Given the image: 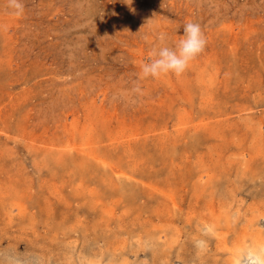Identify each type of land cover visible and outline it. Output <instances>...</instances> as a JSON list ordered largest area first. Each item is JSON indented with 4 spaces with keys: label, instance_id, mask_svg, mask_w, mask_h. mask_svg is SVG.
<instances>
[{
    "label": "rangeland",
    "instance_id": "rangeland-1",
    "mask_svg": "<svg viewBox=\"0 0 264 264\" xmlns=\"http://www.w3.org/2000/svg\"><path fill=\"white\" fill-rule=\"evenodd\" d=\"M22 2L0 0V253L230 264L264 233V0ZM189 21L203 53L140 79Z\"/></svg>",
    "mask_w": 264,
    "mask_h": 264
},
{
    "label": "clouds",
    "instance_id": "clouds-1",
    "mask_svg": "<svg viewBox=\"0 0 264 264\" xmlns=\"http://www.w3.org/2000/svg\"><path fill=\"white\" fill-rule=\"evenodd\" d=\"M8 4L17 15L23 12L22 0H8ZM206 45L207 38L201 25L196 22H186L183 25V35L174 41L167 33L160 32L156 35V42L151 47L147 61L140 65L139 78L159 79L168 74L179 77L203 53ZM136 91H140L138 85ZM205 245L204 239L194 242L199 251H203ZM8 260L10 264V258ZM0 264H4V261H0ZM16 264H19L18 260ZM230 264H264V240L237 244L230 253Z\"/></svg>",
    "mask_w": 264,
    "mask_h": 264
},
{
    "label": "bare ground",
    "instance_id": "bare-ground-1",
    "mask_svg": "<svg viewBox=\"0 0 264 264\" xmlns=\"http://www.w3.org/2000/svg\"><path fill=\"white\" fill-rule=\"evenodd\" d=\"M4 29V28H3ZM237 72V71H236ZM217 76V75H216ZM206 112V111H205ZM2 114V113H1ZM179 125V124H178ZM206 125V124H205ZM134 134V133H133ZM138 134V133H137ZM183 134V133H182ZM215 134V133H214ZM85 136V135H84ZM136 136H138V135H136ZM82 137H83V135H82ZM122 137V136H121ZM205 137V136H204ZM63 139V138H62ZM157 139V138H156ZM166 140V139H165ZM88 141V140H87ZM91 141V140H90ZM166 142V141H165ZM73 145V144H72ZM85 145V144H84ZM200 146V145H199ZM82 147V146H81ZM84 149V148H83ZM85 150V149H84ZM144 150V149H143ZM78 151V150H77ZM128 151H130V150H128ZM86 152V151H85ZM84 152V153H85ZM68 153H71V152H68ZM83 153V152H82ZM256 153V152H255ZM37 154V153H36ZM52 154V153H51ZM64 155V154H63ZM90 155H94L93 153H89L88 154V156H90ZM53 156V155H52ZM66 156V155H65ZM82 156H84V155H82ZM82 156H80V157H82ZM97 156V155H96ZM95 156V157H96ZM73 157H75V156H73ZM263 157V156H262ZM84 158V157H83ZM97 158L99 159V157L97 156ZM82 159V158H81ZM87 159V158H86ZM11 160V159H10ZM35 160V159H34ZM60 160V159H59ZM76 160H78V159H76ZM102 160V159H101ZM132 160V159H131ZM79 161V160H78ZM77 161V162H78ZM90 161V160H89ZM98 162V160H96V163ZM100 162V161H99ZM70 163V162H69ZM103 163V162H102ZM95 164V163H94ZM110 164V163H109ZM73 165V164H72ZM91 165V164H90ZM101 165H103V164H101ZM101 165H99V166H101ZM64 166V165H63ZM99 166H98V169H100L99 168ZM66 167V166H65ZM102 167V166H101ZM104 167V166H103ZM107 167V166H106ZM105 167V168H106ZM242 167V166H241ZM116 168V167H115ZM102 169V168H101ZM120 171H121V169H120ZM23 172V171H22ZM249 172V171H248ZM133 173V172H132ZM121 175V174H120ZM143 175V174H142ZM117 176V175H116ZM119 176V175H118ZM117 176V177H118ZM125 177V176H124ZM128 177V176H127ZM130 177V176H129ZM119 179V178H118ZM120 180V179H119ZM127 180V179H126ZM119 182V181H118ZM126 182V181H125ZM120 183V182H119ZM128 183V182H127ZM126 183V184H127ZM126 184H124V185H126ZM129 184H130V182H129ZM121 186H122V184H120ZM244 186V185H243ZM154 187V186H153ZM54 188V187H53ZM44 190V189H43ZM126 198V197H125ZM170 198V197H169ZM69 205V203H66V206H68ZM79 207V206H78ZM150 212H152L151 210H150ZM74 214V213H73ZM72 214V215H73ZM63 216V215H62ZM170 216V215H169ZM112 217V216H111ZM123 218V217H122ZM112 219V218H111ZM63 220V219H62ZM62 223H63V221H62ZM73 225V224H72ZM74 225H76L75 223H74ZM70 226V225H69ZM209 226H212V225H209ZM75 227V226H74ZM70 228V227H69ZM75 228H77V227H75ZM125 228V227H124ZM211 228V227H210ZM248 228V227H247ZM258 228V227H257ZM70 230V229H69ZM247 230H249V229H247ZM87 232V231H86ZM250 232V231H249ZM248 232V233H249ZM254 235V236H253ZM220 236H221V238H222V236L223 235H221V233H220ZM251 236H252V240H254V241H262V240H264V233H263V231H261V230H256V231H253V233H251ZM96 237V236H95ZM219 239H220V237H219ZM151 242V241H150ZM223 242V241H222ZM76 243V242H75ZM74 243V244H75ZM13 244V243H12ZM84 245H85V243H83ZM87 244V243H86ZM223 244H226V241H224L223 242ZM14 245V244H13ZM88 245V244H87ZM86 245V246H87ZM235 245V244H234ZM225 246V245H224ZM233 246V245H232ZM88 247H90V246H88ZM234 247V246H233ZM92 248V247H91ZM81 250V249H80ZM90 250V249H89ZM74 251V250H73ZM232 252V250L230 251V253ZM26 253V252H25ZM20 253L16 250V248L15 247H10L7 251H1V253H0V261H4V264H9V260H8V258H10V264H16V262H17V260L19 261V264H46V261L45 260H43V259H38L37 258V260H35L34 261V259H32V258H29V256L27 255V254H25L26 255V257H23L22 256V254H20ZM64 255H66V254H64ZM95 256H96V254H95ZM42 257V256H41ZM51 257V256H50ZM52 257H53V255H52ZM73 257V256H72ZM79 257V256H78ZM47 259V258H46ZM81 259V258H80ZM98 259V258H97ZM61 260V259H60ZM156 260V259H155ZM79 261V260H78ZM55 262H56V260H55ZM82 262V261H81ZM80 262V263H81ZM57 263H59V262H57ZM83 263V262H82ZM155 263V262H154ZM48 264V263H47ZM87 264V263H86ZM142 264V263H141Z\"/></svg>",
    "mask_w": 264,
    "mask_h": 264
}]
</instances>
